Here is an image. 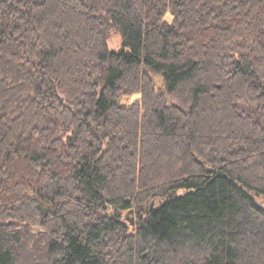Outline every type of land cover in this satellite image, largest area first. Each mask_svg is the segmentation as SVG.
<instances>
[{"label": "trees", "instance_id": "trees-1", "mask_svg": "<svg viewBox=\"0 0 264 264\" xmlns=\"http://www.w3.org/2000/svg\"><path fill=\"white\" fill-rule=\"evenodd\" d=\"M0 264H264V0H0Z\"/></svg>", "mask_w": 264, "mask_h": 264}, {"label": "rangeland", "instance_id": "rangeland-1", "mask_svg": "<svg viewBox=\"0 0 264 264\" xmlns=\"http://www.w3.org/2000/svg\"><path fill=\"white\" fill-rule=\"evenodd\" d=\"M167 21H169V17H167L166 19ZM121 44V37L118 34H112L108 40V47L111 50H118ZM139 96L138 95H133L131 97H122L120 100V103L123 106H130L132 103L137 102L138 101ZM180 194L182 193V191L179 192ZM127 221L129 222H134V218L131 215H127L126 216ZM35 231H39V228H36Z\"/></svg>", "mask_w": 264, "mask_h": 264}, {"label": "water", "instance_id": "water-1", "mask_svg": "<svg viewBox=\"0 0 264 264\" xmlns=\"http://www.w3.org/2000/svg\"><path fill=\"white\" fill-rule=\"evenodd\" d=\"M61 99V98H60ZM63 99H61L60 101H62ZM153 203V202H152ZM130 224L134 227V222H130Z\"/></svg>", "mask_w": 264, "mask_h": 264}]
</instances>
